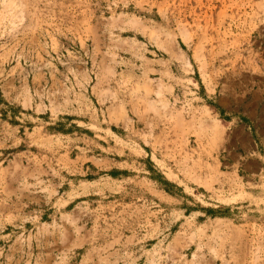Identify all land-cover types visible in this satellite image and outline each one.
I'll use <instances>...</instances> for the list:
<instances>
[{
    "label": "rangeland",
    "instance_id": "374dc122",
    "mask_svg": "<svg viewBox=\"0 0 264 264\" xmlns=\"http://www.w3.org/2000/svg\"><path fill=\"white\" fill-rule=\"evenodd\" d=\"M10 1L0 264H264V0Z\"/></svg>",
    "mask_w": 264,
    "mask_h": 264
},
{
    "label": "crops",
    "instance_id": "0c3cea01",
    "mask_svg": "<svg viewBox=\"0 0 264 264\" xmlns=\"http://www.w3.org/2000/svg\"><path fill=\"white\" fill-rule=\"evenodd\" d=\"M236 128L237 129L234 132L235 137H251L252 136V133L250 131V126L249 125H247V124H241V125L237 126ZM262 135L264 137V132H263Z\"/></svg>",
    "mask_w": 264,
    "mask_h": 264
},
{
    "label": "bare ground",
    "instance_id": "6f19581e",
    "mask_svg": "<svg viewBox=\"0 0 264 264\" xmlns=\"http://www.w3.org/2000/svg\"><path fill=\"white\" fill-rule=\"evenodd\" d=\"M8 7H11V8H17V11H18V15L20 14V9H19V7H18V5H17V2H16V0H11L10 2H9V6ZM17 15V16H18ZM21 15V14H20Z\"/></svg>",
    "mask_w": 264,
    "mask_h": 264
}]
</instances>
